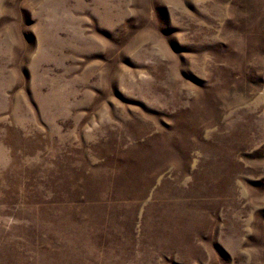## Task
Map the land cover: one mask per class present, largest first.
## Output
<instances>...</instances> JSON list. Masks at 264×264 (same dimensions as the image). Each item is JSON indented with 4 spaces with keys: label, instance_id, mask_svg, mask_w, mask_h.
I'll use <instances>...</instances> for the list:
<instances>
[{
    "label": "rangeland",
    "instance_id": "1",
    "mask_svg": "<svg viewBox=\"0 0 264 264\" xmlns=\"http://www.w3.org/2000/svg\"><path fill=\"white\" fill-rule=\"evenodd\" d=\"M0 264H264V0H0Z\"/></svg>",
    "mask_w": 264,
    "mask_h": 264
}]
</instances>
